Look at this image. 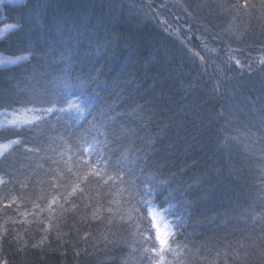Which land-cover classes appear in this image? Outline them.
<instances>
[{
	"label": "trees",
	"instance_id": "trees-1",
	"mask_svg": "<svg viewBox=\"0 0 264 264\" xmlns=\"http://www.w3.org/2000/svg\"><path fill=\"white\" fill-rule=\"evenodd\" d=\"M2 13L16 27L0 37V53L34 51L0 65V106L49 107L30 101L84 81L94 109L83 127L102 125L135 161L137 176L143 169L177 181L172 187L190 202L178 259L264 264L260 0H22ZM75 115L53 113L31 130L0 127V142L24 141L0 154V264H149L133 226L109 203L120 199L115 187L81 185L71 203H49L58 197L49 170L64 150L60 130L75 125Z\"/></svg>",
	"mask_w": 264,
	"mask_h": 264
},
{
	"label": "snow or ice",
	"instance_id": "snow-or-ice-1",
	"mask_svg": "<svg viewBox=\"0 0 264 264\" xmlns=\"http://www.w3.org/2000/svg\"><path fill=\"white\" fill-rule=\"evenodd\" d=\"M260 5L264 8V0H260ZM249 6L247 2L242 5L244 8ZM251 6L255 7V5ZM237 11H239L238 8ZM2 35L3 33H0V36ZM19 51L27 52V55L16 56L14 59L0 57V64H16L28 60L34 50L23 46ZM196 55L199 54L193 53V56ZM236 63L239 64V60ZM261 63L264 65V57H261ZM73 88L79 92V95H72ZM85 88V82L81 81L78 86L64 84L63 88L59 89V97L51 96L46 101L34 97L30 101L32 104L47 103L51 106L24 107L20 113L14 110L13 119L5 120L4 124L19 126L21 131L24 127L31 130L39 124L50 121L53 113L58 115L59 120L64 114L75 112V116H70V120H75V125L66 123L60 130L62 135L58 139L64 145V150L57 153L60 157V160L54 161L57 167L49 170L51 189L58 194V197L54 196L49 201L50 205H55L58 198L63 199L65 203H71L70 197L83 195L85 189L81 185L94 183L98 188L109 190L115 187L120 199L109 203L110 205L115 203L117 205L115 211L121 214V219L133 226L134 235L143 248V258L149 264H183V261L178 259L180 254L178 250L187 246L178 243L176 237L182 235L180 229L186 228V221L191 219V213L188 211L191 206L190 202L184 198V193L180 192L178 187H172L174 183L178 184L177 181L157 180L155 174H144L143 169H140V175L143 178L137 176L133 170L135 161H129L128 152L118 139H109L107 132L99 130L102 125L92 123L90 128L83 127L82 121L86 120L87 116L92 114L91 110L94 109L92 97L86 94ZM42 94L46 93L37 92L36 96ZM21 103L26 102L21 101ZM61 103L64 107H56ZM0 110L7 117V110L3 106H0ZM29 114H31L30 119ZM3 126L0 124V127ZM52 130H57L55 125H52ZM94 130L96 135H92ZM98 137H103V139ZM11 143L19 144L24 141L22 139L10 141L4 149ZM26 151L32 150L26 149ZM66 153L68 154L67 160L64 159ZM129 164L132 167H129ZM3 183L6 181L0 178V184ZM65 192L68 194L64 195ZM164 205H167V208ZM73 207L75 208V205ZM107 211L113 213L114 209L109 206ZM173 212L180 214L174 216V219L169 222L167 215ZM146 223L151 224L150 229L143 227ZM174 244L175 247H173ZM169 255L177 259L170 260Z\"/></svg>",
	"mask_w": 264,
	"mask_h": 264
},
{
	"label": "rangeland",
	"instance_id": "rangeland-1",
	"mask_svg": "<svg viewBox=\"0 0 264 264\" xmlns=\"http://www.w3.org/2000/svg\"><path fill=\"white\" fill-rule=\"evenodd\" d=\"M21 2H22V0H0V33L5 34L11 28L9 26H12L11 24L5 22V20H4V16H3V13H2L4 6H14V5H18ZM0 57L13 58V57H9V56L3 55L2 53H0ZM261 57H263V56H261ZM255 62L260 64L261 63V58L257 57ZM0 65H7V64H0ZM57 106L58 107H64V104H62V105L59 104ZM27 107H29V106H27ZM23 108L24 107H20V108L14 109V110L17 113H20ZM14 110L7 111V113H8L7 117H5V115L3 114V111H0V124H3L4 126H16V125H12V124H4L5 120L10 121V120L13 119L12 113H13ZM71 113H75V112H71ZM28 118L29 119L31 118V114H29ZM8 144H9V142H0V150H2V152L4 150H6L8 147L6 149H4V146L8 145ZM167 220L169 222H171V220L168 218V216H167Z\"/></svg>",
	"mask_w": 264,
	"mask_h": 264
}]
</instances>
